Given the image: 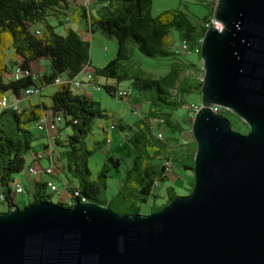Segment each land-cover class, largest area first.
I'll return each instance as SVG.
<instances>
[{
  "label": "water",
  "instance_id": "water-1",
  "mask_svg": "<svg viewBox=\"0 0 264 264\" xmlns=\"http://www.w3.org/2000/svg\"><path fill=\"white\" fill-rule=\"evenodd\" d=\"M212 18L222 29L199 47L190 193L147 216L86 200L7 208L0 264H264V0H217Z\"/></svg>",
  "mask_w": 264,
  "mask_h": 264
},
{
  "label": "trees",
  "instance_id": "trees-1",
  "mask_svg": "<svg viewBox=\"0 0 264 264\" xmlns=\"http://www.w3.org/2000/svg\"><path fill=\"white\" fill-rule=\"evenodd\" d=\"M72 1L74 0H0V53L9 47L12 59H15L22 71H33L30 64L39 59H47L49 62L48 73L39 75L37 82L32 81L29 76L14 80L11 72L9 77L4 79L8 70L0 55V96L9 93L18 99L20 93L29 87H38L40 93L49 86L55 87L47 96L49 104L39 102L32 106L29 112L21 111V108L14 112L6 109L0 113V117L10 114L18 125L24 127L29 122L36 123L46 111H50L52 118H60L58 124L71 130V133L64 135L62 139L54 140L56 148L64 149L63 152H59L56 162L60 164L59 172L65 174L68 180L64 189L69 200L97 203L119 215H138L139 205L153 196L155 187L168 181V175L163 169L164 157L160 156H166L165 161L167 159L171 161L164 152H167L169 147L176 148L182 139V127L173 119L171 111L185 105L179 97L194 90L200 91L201 83L189 84L183 77L188 72L189 65L184 62L185 56L177 53L176 48V52L169 49L172 46L171 31L176 32L178 42L185 41L190 48L199 49L207 30L205 24L212 18L213 3L210 2L208 16L197 25L192 24L181 11L164 12L153 17L150 12L152 0H98L103 1L105 5L100 7L95 16L83 12L87 30L91 34L97 32L107 39L114 40L117 45L115 58L104 67L95 69V76L116 83L129 80L137 92L136 95L148 93L151 100L149 110L142 114L140 120L142 131H137L133 138L127 140L135 148L136 154L130 162V167L124 172L117 192L112 200L107 201L102 197V191L106 188L105 173L110 169L103 170L95 180H92L88 168L92 152L85 144L94 119L104 116L98 103L85 94L84 90L73 88V82L81 71L85 67H90L89 44L70 29L65 30L64 35L55 31L56 26H65L68 23L67 11ZM50 20H55L56 23L51 24ZM129 44L146 58L173 57L167 73L158 78L145 72L129 75L125 67L129 59ZM196 54L199 55V51ZM189 66L193 67L191 64ZM101 88L106 94L115 97L118 86L105 82ZM37 96L40 97V94ZM164 109L170 112L166 113ZM217 114L229 121L233 131L236 130V123H243L225 109L218 108ZM188 120L189 124L192 123L191 117H188ZM58 124L55 129L56 136L59 137L62 127L59 128ZM117 127L124 130L127 126L120 124ZM154 129L156 142H152L150 136L144 134V131L150 133L154 132ZM165 131L169 132L166 138L172 140L173 146L169 145L168 140H163ZM18 132L19 134H8L0 127V196L3 198L0 204H5L7 208L16 206L13 176L22 173L28 166L36 165L34 154L39 147L32 145L34 139L29 131L18 128ZM158 133L162 135L161 140L156 137ZM172 135H178L179 138L178 136L171 138ZM107 141L110 143V139L105 140V143L109 144ZM49 146L50 143H46L41 147L47 151ZM194 153L195 149L189 156L190 166L182 165L184 169L192 171ZM107 160L113 164L114 171L119 172L117 168L119 160L114 158ZM28 179L33 182L32 201L29 205L50 202V197L43 193L47 188L46 181L42 182V177ZM192 184L191 182V188ZM54 194L59 198V194L55 192ZM177 198L179 196L172 188H166L165 200L155 212ZM69 204L56 203L66 208H69Z\"/></svg>",
  "mask_w": 264,
  "mask_h": 264
},
{
  "label": "rangeland",
  "instance_id": "rangeland-1",
  "mask_svg": "<svg viewBox=\"0 0 264 264\" xmlns=\"http://www.w3.org/2000/svg\"><path fill=\"white\" fill-rule=\"evenodd\" d=\"M216 4V3H215ZM215 4H213V9L215 8ZM105 4L103 1H99V4L96 5V8H98V11L100 7L104 6ZM210 6V0H152L151 4V15L153 17L158 16L164 12H171V11H181L183 12L189 21L197 25L201 22V20L208 16ZM51 24H55V20H50ZM56 33L60 35L65 34V26H56L55 27ZM94 37L92 39L87 38L88 44H89V60L92 61V67H99L102 68L104 65H106L111 59H114L116 56L117 51V45L114 40L107 39L103 37L101 34L94 32ZM171 38H172V46L169 48L172 52H175L176 50L180 49V42H178V37L176 32L171 31ZM130 52H129V59L127 60L125 67L126 72L129 75H132L133 73L138 72H145L146 74L158 78L164 74L167 73L169 64L172 62L173 57H164V58H146L142 55H140L135 47L132 44H129ZM1 58L6 61L11 55V50L5 49L1 53ZM4 55V56H3ZM198 58H200L199 55L192 54L185 56L184 62H187L188 65V71L183 75L184 78L187 79L191 84H195V65L198 62ZM35 67L32 68L39 70L41 69V65L39 63L33 64ZM14 69V68H13ZM13 69L11 71V75L13 72ZM89 72H92L93 68H88ZM5 79V77H4ZM83 79V76L80 74L77 76L76 80L80 81ZM95 79L98 81L99 85L104 84L105 82L111 83V84H117L119 90H127L129 92V97L123 98V99H116L113 96H110L105 93V91L100 87L98 91L94 89H87L88 96L92 97V100L98 103V107L102 112V115L104 117L101 118H95L89 133L86 136L85 144L86 147L92 152L91 157L88 160V168L90 171V178L92 180H95L97 175L102 173L105 169H110L108 172H106L107 178L105 179V186L106 188L102 191V197L106 199L107 201L112 200L113 196L117 192L119 186L121 185L124 172L130 167V162L135 156V148L128 142L127 140L129 138H133L134 133L137 131H142V124H141V117L144 115L141 114L143 111L142 106L148 105V103L151 101L148 97L149 94L145 93L147 100L143 104L142 102L136 103V94L137 92L132 88L131 82L129 80L120 81L119 83H116L113 80L105 79L103 77L95 76ZM38 81V80H37ZM55 90L54 86H49L46 89L43 90V94H50ZM8 96V95H7ZM46 100V103L49 104V101L47 99V96H43ZM182 102L185 104H195L200 105V91L194 90L191 93L184 94L182 97H179ZM152 108L153 105H152ZM133 109L138 112V114L133 113ZM10 111H12L10 109ZM15 111V110H14ZM12 111V112H14ZM166 113H169L168 110H163ZM2 111L0 110V113ZM18 113V112H15ZM173 119L179 123L182 127V138L184 136V140H189V136H191L190 132V124L186 111L183 109V107H178L176 110L171 111ZM7 119V121H6ZM193 119V117H192ZM10 121V123L8 122ZM120 124H124L125 127L124 130H120L117 126ZM234 125V123H232ZM236 130L239 133H247L248 127L244 123H236ZM110 126L113 127V130H110ZM0 127L4 129V131L8 134H19L18 128L20 129H26L29 131L34 141L32 142V145L34 147L38 146V143L44 142V144L47 143V139L45 135H41L36 127L34 122L27 123L26 127L23 125H18L17 122H15L10 114H5L0 117ZM58 127H62L58 139H62V137L66 134L71 133V130L69 128H63L62 124H58ZM147 130V128H145ZM155 132L150 133L148 131H144V134H148L152 140V142H156L155 140ZM54 130L51 129L48 132V137L51 139V137L56 136L54 134ZM169 132L165 131V134L163 133V140H168L169 145L173 146L172 140L167 139ZM178 136V135H172L171 138ZM148 137V136H146ZM179 138V136H178ZM110 139V143L106 144L105 140ZM158 139H162V135L158 133ZM182 139V140H183ZM51 142V149H52V155L57 159V151L63 152V148H56L54 146V142ZM43 144V143H42ZM160 145V143H158ZM194 142V147H195ZM196 148V147H195ZM38 150H43L42 147H38ZM171 149V147H169ZM193 149V148H192ZM57 150V151H56ZM177 153H171L169 154V158L171 159L173 163V174L177 177L173 180H168L163 182L162 184H159V186L155 187L153 190V196H150L147 198V201L145 203H142L139 205V211L138 215L141 216H147L152 213H155L158 206L162 204L165 200V190L166 188H172L176 195L179 197H183L189 194V190L192 188L188 183H186V180L183 178L184 172L191 177L192 183L194 181L193 172L190 170H184L183 160L185 158L181 156L183 150L182 148L178 149L177 151H174ZM48 154L45 155V158L41 159L40 162V175L49 177L50 174L48 172ZM108 158H114L119 160V166L117 167L119 169V172L114 171L113 164L109 162ZM158 163V162H157ZM58 164V163H57ZM191 164V159H190ZM58 171L60 170V167L57 166ZM56 171V170H55ZM53 175V174H52ZM14 181H18L23 189V194L19 195L18 198L24 199V204L18 199L16 201V206L19 209H22L24 207H27L29 203L32 201L30 187H29V181L25 177V171H23L20 174L14 175ZM65 174L58 173V179H55L56 186L62 188L64 186V178ZM28 178V177H27ZM31 179V178H30ZM32 186V184H30ZM26 186V187H25ZM60 190L59 198L52 193L49 189L45 188L43 190V193L48 195L50 198V202L53 204L61 203V204H69L71 200H69V196H66L61 194L63 191ZM26 189V190H25ZM28 190V192H27ZM62 198V199H61ZM74 201L71 202V204ZM69 204V205H71ZM7 207L5 204H0V213H6Z\"/></svg>",
  "mask_w": 264,
  "mask_h": 264
},
{
  "label": "built area",
  "instance_id": "built-area-1",
  "mask_svg": "<svg viewBox=\"0 0 264 264\" xmlns=\"http://www.w3.org/2000/svg\"><path fill=\"white\" fill-rule=\"evenodd\" d=\"M210 2L215 4L217 2V0H210ZM66 20H69V18L66 17ZM205 27L207 29H209L210 27H214L218 31H220L222 29L221 24L216 22L213 18H210L208 20V22L205 24ZM199 50L200 49H198V48L192 49L188 46V44L185 41H181L180 42V49H178L176 51H177V53H179L183 56H188V55H191L193 53H197ZM88 68L89 67H85L80 73L83 76V79H82V80H84L83 82H80L78 80H75L73 82V88L74 89L79 90L83 84H86V85H91L92 89L98 91L100 89V87L103 85V84L99 85L98 82L97 83L94 82L95 75H94V73L89 72ZM195 72H196L195 81L198 83H202V81H203V68H202L201 62L198 65V68ZM24 76L25 77L29 76V78L32 81L37 82L39 74L35 71H31V72L22 71L20 69V67H18V66H16L13 69L11 77L14 80H19L20 78H22ZM39 94H40V91H39L38 87H29L20 93V95L22 97H32V96H37ZM115 97H116V99H120V100L123 98H127V97H129L128 91L117 89L115 91ZM17 102H18V99H14L13 102H10L6 95L0 96V108H4V107L20 108L19 105L17 104ZM218 108L219 107L213 106L212 107L213 112L217 113ZM183 109L186 111L187 116L192 118V117H194L195 113L199 110V106L192 104V103L191 104H185L183 106ZM21 111H22V109H21ZM133 113L137 114V111L133 109ZM59 121H60V118H55V119L52 118V116L50 115V111H47L41 119L36 121L35 127L41 135H45L48 138L47 134H48L49 130L56 128ZM110 130H113L112 126H110ZM156 137L158 139V134L156 135ZM107 143H109V142L107 141ZM46 154H48V164H49L48 172H49V174L52 175V174L57 173V169H56L57 166H56L54 159L52 157V149L50 147H48L47 151L38 150L35 152L34 161L36 162V165L33 164L31 166H28V168L25 170V175H27L28 178L37 179L38 177L42 176V175H40L41 168L39 166V161L41 159L45 158ZM165 157L166 156H163V155L160 156V158H163L162 161H163L164 172L169 176L173 171V166H165ZM46 186L50 191L55 192L57 194L60 193L59 188L54 184L53 181L46 180ZM13 190H14L15 196H19V195L23 194V192H24L22 185L18 181L13 182ZM0 201H1V196H0Z\"/></svg>",
  "mask_w": 264,
  "mask_h": 264
},
{
  "label": "crops",
  "instance_id": "crops-1",
  "mask_svg": "<svg viewBox=\"0 0 264 264\" xmlns=\"http://www.w3.org/2000/svg\"><path fill=\"white\" fill-rule=\"evenodd\" d=\"M98 4H99L98 0H74V1L70 2V6H69L70 8L67 11V17L69 18V20H68V23L65 25V30L70 29V30L74 31L76 34H78L80 36L81 39H83L85 41H88L87 38L92 39L94 37V35L91 34L87 30V24H86L85 19L83 17V12L84 13L86 12L87 15L89 13L91 16H95L98 13V8L99 7L96 8V5H98ZM6 48L9 49V47H6ZM194 54H196V53H194ZM196 55H198V54H196ZM2 62L6 66V69L8 70V74L5 75V78H8L11 70L17 66V62L15 61V59H12L11 55H9V57H8V59L6 61L2 60ZM200 62H201L200 58H198V62L195 65V68H194L195 71L197 70L198 65L200 64ZM34 63H39L42 66L41 69H39V70L34 69V71L38 72L39 75H43V74H47L48 73V71H49V62H48L47 59H39V60L31 63L30 64V68L31 69L35 67L33 65ZM89 63H90V68H93L92 69V73H94L95 72L94 70L99 68V67H92V61L91 60H89ZM95 80L96 79L94 77V82L97 83L98 81L97 80L95 81ZM83 81L84 80H80V82H83ZM189 84H191V83L189 82ZM89 88L92 89L91 85L83 84L79 90H84L85 94H87V89H89ZM75 92L77 93V91H75ZM43 93L44 92L42 90L41 93H40V97H38V96L22 97L21 95H19L17 104L19 105V107L23 111L29 112L31 107L34 106L35 104H37L39 102H45L46 103V100L44 98H42V97L43 96H48L49 94L46 95V94H43ZM5 95L6 96L8 95L7 98H8V100L10 102L14 101V99H15L14 96H12L9 93H7ZM146 100H147V98H146L145 95H136V99H135L136 103L140 104L142 102L144 104ZM142 108H143V111L141 112V114H146L147 111L150 108V104L148 103V105H143ZM46 112H44L42 115H44ZM122 125H124V124H122ZM53 130L55 132L54 134L57 135L56 129L53 128ZM57 138H58V136H54V137L52 136L51 139H49V137L48 138L46 137L47 143L51 144L50 141L52 140V142H54V140L57 139ZM183 138H184V136H183ZM182 139H181L180 144L177 147H178V149L182 148V150H183V152L181 154V156H183L185 158V160H183V166L184 167H189L190 166V159H189L190 157L189 156H190L191 152L195 149L196 146L194 147V140L191 139L190 136L188 138L189 140L185 141L184 139L183 140ZM42 143L44 144V142H41V143H38L37 145L39 147H41L43 145ZM49 147L51 148V145ZM177 147L174 148V149L171 148V149L167 150V152H164V153L166 155H168V156L171 153H177V152H174V151H177ZM58 154H59V152L57 151V155ZM52 157L54 159V162H55L56 166H59L60 164H57L56 158L53 155H52ZM39 166H40V162H39ZM184 170H187V169H184ZM57 171H58V169H57ZM25 177L29 181L30 192H32V186L30 184H32L33 182L27 178V175H25ZM41 177H42V179H41L42 182L46 181V180H51V181L54 182L55 185H57L56 182H55V179H58V172L56 174H53V175L50 174L49 177H46V176H41ZM175 177H177V176H175L173 174V171H172V173L168 176V180H173V179H175ZM183 178L186 180V183H188L190 185V183L192 182L191 177L188 176L184 172ZM67 184H68V180L65 177L64 178V186L62 188L57 186L58 188L61 189V191H63L61 194L65 195V197L67 196V193L65 191V189H66L65 186H67ZM27 192H28V190H27ZM18 199H20V198H18V196H17L16 197V201ZM16 201H15V204H16ZM20 201L22 202V204H24V199L23 198H21Z\"/></svg>",
  "mask_w": 264,
  "mask_h": 264
},
{
  "label": "bare ground",
  "instance_id": "bare-ground-1",
  "mask_svg": "<svg viewBox=\"0 0 264 264\" xmlns=\"http://www.w3.org/2000/svg\"><path fill=\"white\" fill-rule=\"evenodd\" d=\"M6 109H11L12 111H14V110H17L18 108L17 107H4V108H0V110L1 111H4V110H6ZM193 119H194V117H193ZM193 119H192V121H193ZM192 124V123H191ZM173 164H172V162L171 161H169L168 159L165 161V166H172ZM54 193V192H53ZM3 200V198L1 197V201Z\"/></svg>",
  "mask_w": 264,
  "mask_h": 264
}]
</instances>
